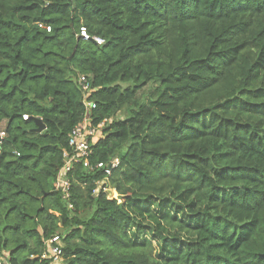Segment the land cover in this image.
<instances>
[{
    "label": "trees",
    "instance_id": "16d2710c",
    "mask_svg": "<svg viewBox=\"0 0 264 264\" xmlns=\"http://www.w3.org/2000/svg\"><path fill=\"white\" fill-rule=\"evenodd\" d=\"M79 74L104 123L90 165L120 164L75 163L69 208L55 183L86 121ZM3 122L12 264H46L56 233L61 264H264V0H0Z\"/></svg>",
    "mask_w": 264,
    "mask_h": 264
},
{
    "label": "built area",
    "instance_id": "2783aa9c",
    "mask_svg": "<svg viewBox=\"0 0 264 264\" xmlns=\"http://www.w3.org/2000/svg\"><path fill=\"white\" fill-rule=\"evenodd\" d=\"M41 26H43L41 24ZM50 30V27H47ZM80 35L83 39H90V35L85 28H82ZM92 39L101 44L104 39L98 36L92 37ZM79 84L84 93V102L86 105V121L83 125H77L72 129L69 135V149L63 151V164L60 167L56 176V190L62 193L63 197L68 201L69 208H73V203L70 202L71 196V180L70 172L75 163L82 162L87 168L103 170L107 175H110L114 168H117L120 164L118 158L113 159L111 162H98L96 165H90V156L93 154V145L102 136L101 129L104 123L97 126L92 124V118L90 110L96 108V103L89 99V96L93 90L92 82L87 75H79ZM28 115L24 114V119H28ZM6 131H0V145ZM19 155V153H18ZM65 242L62 235L56 233L44 240V250L40 255L41 261L46 264H61L63 261ZM34 257V256H31ZM0 264H12L10 259V253L3 249L0 245Z\"/></svg>",
    "mask_w": 264,
    "mask_h": 264
},
{
    "label": "water",
    "instance_id": "95a60500",
    "mask_svg": "<svg viewBox=\"0 0 264 264\" xmlns=\"http://www.w3.org/2000/svg\"><path fill=\"white\" fill-rule=\"evenodd\" d=\"M42 129H43V126L40 124L38 130H39V131H42ZM104 183H105V182H103L102 185L98 187L96 193H98V192L102 189ZM107 191H108V193H109L110 195H112V196L114 195V190H113V189L108 188Z\"/></svg>",
    "mask_w": 264,
    "mask_h": 264
},
{
    "label": "rangeland",
    "instance_id": "374dc122",
    "mask_svg": "<svg viewBox=\"0 0 264 264\" xmlns=\"http://www.w3.org/2000/svg\"><path fill=\"white\" fill-rule=\"evenodd\" d=\"M80 75V74H79ZM81 75H86V74H81ZM1 127H0V131L1 130H4V126H5V122H3L1 125H0ZM115 198H118V193L116 192V191H114V195H113ZM119 201H121V200H119ZM150 222V219H148V221H147V223H149ZM134 229V228H133ZM169 234V233H168ZM172 233H171V237H172Z\"/></svg>",
    "mask_w": 264,
    "mask_h": 264
}]
</instances>
